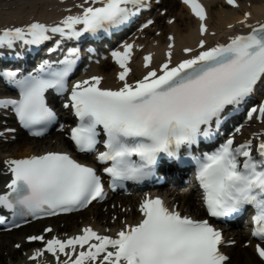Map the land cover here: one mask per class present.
Returning <instances> with one entry per match:
<instances>
[{"label": "snow or ice", "instance_id": "1", "mask_svg": "<svg viewBox=\"0 0 264 264\" xmlns=\"http://www.w3.org/2000/svg\"><path fill=\"white\" fill-rule=\"evenodd\" d=\"M182 2L198 18L195 47H182V56L174 58L175 37L169 33L162 58L154 65L153 51L124 41L110 51L118 66L115 87L104 86L100 74L71 80L81 50L69 42L128 25L149 7L145 0H74L56 21L33 16L19 25L0 26V48H31L50 41L45 51L56 57L42 58L31 70H0V79L15 91L0 97V107L10 110L31 136L42 137L57 122L58 113L49 103L50 93H55L74 118L72 126L61 123L60 129L77 152L94 153L101 165L98 170L67 150L5 158L10 178L0 191V209L11 214L12 227H19L17 219L27 223V217L35 220L85 209L105 199V175L111 189L125 181L142 182L154 175L163 157L194 163L205 213L197 218L160 196L145 195L138 202L139 218L122 221L114 235L85 224L72 235L53 234L47 226L25 236L23 240L39 245L24 254L25 264H229L222 246L236 241L226 239L212 221L238 215L247 207L253 210L251 236L257 242L249 239L245 246L251 245L258 264H264V99L246 110L248 121L260 122L259 131L237 142L235 134L244 128L239 125L211 151H193L202 140L219 137L228 115L247 104L264 80V19H253L252 12L244 10L226 25L243 30L231 32L225 42L209 44L205 6L199 0ZM224 2L241 7L238 0ZM174 20L169 17L168 23ZM153 24L147 19L139 30ZM134 49L143 51L139 78H130ZM23 240L13 247L19 250Z\"/></svg>", "mask_w": 264, "mask_h": 264}, {"label": "bare ground", "instance_id": "2", "mask_svg": "<svg viewBox=\"0 0 264 264\" xmlns=\"http://www.w3.org/2000/svg\"><path fill=\"white\" fill-rule=\"evenodd\" d=\"M249 1L251 4L250 10L253 14L252 18L263 19L264 1L261 0H249ZM36 2H40V5L35 4ZM212 2H214V0H211L209 3ZM53 3H54L53 0H18L16 5L17 7L14 9L5 8L2 4V6L0 7V26L9 23H21L23 20L27 21L29 17H33V16L34 17L47 16V18H51L52 14H56V12L53 10H48L47 8L49 6L53 7ZM27 5L29 6V9H27ZM163 6L167 7V13L169 15L176 16L175 21L171 25H167L164 23L160 25L163 31L164 28H166L172 30L175 33V51L178 52L179 47L182 45H187V44L191 46L195 45L198 39L197 23L188 14L186 8L182 4L177 2V0H163ZM243 10L244 7H241V11ZM211 11L213 10L212 9L210 10V16H209V21L211 22V28L218 29L220 31L225 29L226 24L235 21L238 16L237 14H234L236 10L226 11L220 8L218 11H216L217 13L214 12V15L213 13H211ZM13 18L15 19L12 20ZM161 18H162L161 16L158 17V21H157L158 24ZM157 39H158V44L154 47L158 50V52H160L166 43V39L163 35L157 36ZM90 70H91L90 72H99L104 74L105 79L103 83L110 84V79L113 78L114 67L109 61L102 62L99 65H93L91 66ZM58 139L60 141L66 142V140L64 138H61L60 136L56 138L55 142H57ZM39 144L41 145L37 147V145ZM53 144L54 143H51V141L46 138L42 140H36L23 135V136H18L17 141L14 143L0 144V151H3V149L6 148L15 154H27L29 153V151L36 150L37 148L45 149ZM4 179L5 177L0 175V183L3 182ZM191 195H192L191 192H186L181 194L182 197H188V198H191ZM192 203L193 206L198 209V206L196 205L195 201H192ZM91 207L89 211L90 213H93L94 220L91 221V219H89L84 222H90L95 226H99L101 224L97 216H99L100 213L97 210V206H93L92 208ZM133 214H134L133 210L128 213V215H133ZM62 218H64V216ZM72 218L73 217L70 218L71 219L70 225L72 227L71 232H76L78 231V226ZM84 218L85 217H83V219ZM101 227H103V225H101ZM4 236H6L5 233H0V242H2V238ZM227 249L230 252V254L236 255L235 257L238 261L237 264H258V260H253L251 256L248 253H246L245 251L246 249L245 250L243 249L244 254L242 256L239 254L240 253L238 252L239 250H236L234 252V250L231 249V247H227Z\"/></svg>", "mask_w": 264, "mask_h": 264}, {"label": "rangeland", "instance_id": "3", "mask_svg": "<svg viewBox=\"0 0 264 264\" xmlns=\"http://www.w3.org/2000/svg\"><path fill=\"white\" fill-rule=\"evenodd\" d=\"M111 207H112V205H110V206H108V210H111ZM103 210L104 209H101V211L103 212ZM39 227H37L36 229H38ZM24 231H26V230H24ZM24 231H19L18 233H23ZM13 234H11V235H9L10 237V239H9V241L6 239V237L4 238L5 239V241H3L1 244H0V251H2V254H1V256L4 258V255H5V253H6V251H8L9 253H11L12 251H14V253L16 254V256H18V251L17 250H14V249H12L11 248V241L14 239V237L12 236ZM237 249V247L234 249V250H236ZM247 249V251H246V253H248L250 256H251V258L253 259V260H257V258H256V256L253 254V252L252 253H250L249 251H248V248H246ZM241 256L244 254V252H240L239 253ZM253 255V256H252ZM6 256V255H5ZM238 263V261H237V259H236V257L234 258L233 256H232V258H231V260H230V262H229V264H237Z\"/></svg>", "mask_w": 264, "mask_h": 264}]
</instances>
